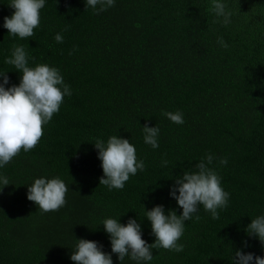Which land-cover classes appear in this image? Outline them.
Instances as JSON below:
<instances>
[{
  "label": "trees",
  "instance_id": "obj_1",
  "mask_svg": "<svg viewBox=\"0 0 264 264\" xmlns=\"http://www.w3.org/2000/svg\"><path fill=\"white\" fill-rule=\"evenodd\" d=\"M222 2L232 13L227 25L214 22L222 18L209 11L212 0H115L99 14L86 0H45L39 27L21 40L3 27L14 10L0 0L5 89L19 85L21 73L5 60L23 45L28 66L58 68L72 91L38 145L0 168L10 182L0 192V264H74L79 239L101 245L112 264H136L111 252L103 221L135 219L141 238L154 243L145 211L161 205L179 216L169 195L175 179L198 171L208 154L228 206L215 220L199 206L178 241L183 251L152 249V260L141 264H234L237 250L264 257V246L245 231L264 215V0ZM165 112L182 113L184 123ZM145 125L159 128L158 148L144 143ZM113 135L128 139L145 167L123 189L109 190L99 185L94 145ZM36 178L63 180L65 206L43 213L29 201Z\"/></svg>",
  "mask_w": 264,
  "mask_h": 264
},
{
  "label": "clouds",
  "instance_id": "obj_2",
  "mask_svg": "<svg viewBox=\"0 0 264 264\" xmlns=\"http://www.w3.org/2000/svg\"><path fill=\"white\" fill-rule=\"evenodd\" d=\"M86 4L95 14H99L113 7L115 0H86ZM44 5L45 0H10L9 7L14 11L10 17H4L3 27L10 36L21 40L32 37L34 29L40 25V10ZM209 11L217 18H222L214 22H222L224 25L231 23L232 13L226 10L222 0H212ZM55 41L63 43L62 35L56 34ZM217 43L223 48L228 47L222 37H218ZM28 60L25 47L14 46L11 57L6 58L5 63L13 65L21 73L19 85L5 89L8 77L6 74L0 75L3 77L0 82V168L10 163L21 150L28 152L38 145L44 135V126L58 113L64 97L72 94L58 68L47 64L30 67ZM163 115L177 125L184 123L180 112H165ZM142 131L144 143L153 149L158 148L159 128L145 125ZM94 147L98 150L103 171L99 185L109 190L123 189L130 176L145 167L142 160H137L136 149L128 139L113 135L106 143L98 139ZM213 160L214 157L208 154L196 165L198 171L184 172L175 179L169 195L182 209L179 216L174 210L166 215L161 205L145 211L146 219L151 223V234L155 237L154 243L148 244L141 238L140 224L135 219H129L125 225L114 218L103 221L104 231L110 239L111 252L117 255L120 262L125 257L136 264L151 261L152 249L183 251L184 246L178 241L184 234L185 222L193 218L201 205L211 214L212 219H219L218 210L228 206L229 193L222 188L217 171L210 167ZM219 163L226 165L227 160L220 158ZM9 184L7 177L0 176V192ZM68 191V185L60 178H36L28 186L27 199L43 213L55 212L65 206ZM195 219L199 221L200 217L197 215ZM245 231L264 246V215L252 219ZM101 248L95 241L79 239L70 259L74 264H112L111 255ZM234 264H264V257L237 250Z\"/></svg>",
  "mask_w": 264,
  "mask_h": 264
}]
</instances>
